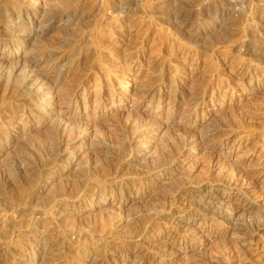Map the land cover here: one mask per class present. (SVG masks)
<instances>
[{"label": "rangeland", "instance_id": "1", "mask_svg": "<svg viewBox=\"0 0 264 264\" xmlns=\"http://www.w3.org/2000/svg\"><path fill=\"white\" fill-rule=\"evenodd\" d=\"M63 1L32 0H79ZM87 4L77 20L39 18V34L12 35L24 46L0 47V61L20 67L36 47L61 53L59 79L38 95L13 99L7 85L17 76L0 87V174L30 166L16 176L27 174L25 185L1 190L0 264H264V0ZM62 122L87 138L69 134L58 152L51 141ZM200 201L211 208L193 211ZM187 220L182 238L164 239Z\"/></svg>", "mask_w": 264, "mask_h": 264}, {"label": "bare ground", "instance_id": "2", "mask_svg": "<svg viewBox=\"0 0 264 264\" xmlns=\"http://www.w3.org/2000/svg\"><path fill=\"white\" fill-rule=\"evenodd\" d=\"M12 1V0H11ZM65 1V0H64ZM63 1V2H64ZM71 1V0H70ZM174 2L175 1H179V0H173ZM61 2V1H60ZM68 2V1H67ZM73 2V1H72ZM71 2V3H72ZM117 2V1H116ZM121 2L122 1H120V4H121ZM130 2V1H129ZM87 3H89V0H79V1H75V3L73 2V4H70V3H60V4H53L54 6H50V7H48V6H38V5H36V3H33L32 2V0H15L14 2H10L9 4H7L5 7H3V8H0V47H3V48H10L11 46H13V45H15L16 43H20L21 45H23V39L20 41V40H18V38H17V40H15V39H12L13 38V34L14 33H16V32H19V34H20V32L22 31L24 34H29V36H30V34H34V33H37V34H39V32L41 31V29H42V26L40 25L42 22L40 21V19L39 18H41V19H43L44 21H45V23H46V25L45 26H52V25H54V24H56V23H58V22H61V21H63V20H65V19H67V20H70V19H76V18H79L80 16H81V14L83 15V11H84V9L86 8V6H88V4ZM116 4V3H115ZM118 4V3H117ZM119 4V5H120ZM128 4V3H127ZM50 5V4H49ZM122 6V5H121ZM120 6V7H121ZM126 6V5H125ZM117 8H119V6L117 7ZM125 7L123 6V9H124ZM86 10V9H85ZM227 10H229V9H227ZM227 10H226V8L224 9V7L223 8H216V9H214V8H212V9H209L208 11H207V14H208V16H211V15H213V14H221V15H225V13L227 12ZM229 12V11H228ZM82 18H83V16H82ZM179 18V17H178ZM77 20V19H76ZM44 21H43V25H44ZM21 32V33H22ZM10 36V40H7L8 38L7 37H9ZM32 36V35H31ZM7 38V39H6ZM69 41V40H68ZM25 42V41H24ZM66 42V41H65ZM70 42V41H69ZM68 42V43H69ZM72 42V41H71ZM76 42V41H75ZM74 42V43H75ZM73 43V42H72ZM70 45V44H69ZM24 46V45H23ZM47 46V45H46ZM52 46V45H51ZM54 47H56L55 45H54ZM75 47V46H74ZM57 48V47H56ZM56 48H53V47H36V49H34V51H32V54H31V57L26 61V63H25V65H23V67H20V66H13L12 64V60H11V58L10 57H6L4 60H2V61H0V87H1V85H4V83L6 82H9V80H13V77H16L17 76V78H14V80H13V82H11V83H8V87H7V89H8V91L9 92H11L12 93V95H13V93H15V95H13V99L15 98V97H18L19 96V94H23L25 91H28L29 93H34V95H38L39 94V92H40V90L44 87V85L45 84H47V85H49V84H54L55 83V81L57 80V79H59V77H60V74H58V73H56L57 72V64H56V62H55V59L57 58V56L59 55V57H60V54H58L59 53V51L56 49ZM63 48V47H62ZM65 48H66V44H65ZM70 48V47H69ZM72 49H74V48H72ZM72 49H71V51H72ZM65 51V50H64ZM70 51V50H69ZM62 52V51H61ZM58 54V55H57ZM112 60H113V58H112ZM60 61V60H59ZM62 65V64H61ZM18 70H20V71H18ZM19 72V73H17V75H16V72ZM61 73V72H60ZM81 76V75H80ZM76 79V78H75ZM78 79H80V78H78ZM77 81V80H76ZM5 83V84H6ZM74 83H77V82H74ZM80 83V82H79ZM82 84V83H81ZM39 85V86H38ZM74 85V84H73ZM77 85H79V84H77ZM38 86V87H37ZM72 86V85H71ZM80 86V85H79ZM52 87V86H51ZM70 87V86H69ZM2 88V87H1ZM0 88V89H1ZM3 88H6V87H3ZM78 90H79V87L78 86H76V85H74V87L72 88V90H70V91H72V92H69V94H71V97H72V102L73 103H75V104H77V102H78V96H77V92H78ZM3 91H6V90H3ZM43 91V90H42ZM66 91V90H65ZM69 91V90H68ZM27 92V93H28ZM4 93V92H3ZM42 93V92H41ZM109 93V92H108ZM1 94H2V91H1ZM25 94V93H24ZM23 94V95H24ZM3 95V94H2ZM11 95V94H10ZM60 95V94H59ZM64 95H67V94H64ZM115 95V94H114ZM5 96V95H4ZM15 96V97H14ZM20 96H22V95H20ZM25 96V95H24ZM69 96V95H68ZM109 96H111V94L109 95ZM113 96V95H112ZM6 97V96H5ZM36 97V96H35ZM71 97H69V99H71ZM4 98V97H3ZM9 98H11V97H9L8 96V99ZM30 98H32V97H30ZM37 98V97H36ZM39 98V97H38ZM41 98H42V96H41ZM102 98V97H101ZM113 98V97H112ZM7 99V100H8ZM12 99V100H13ZM66 99V98H65ZM64 99V100H65ZM3 100V99H2ZM1 99H0V103H1V101H2ZM4 100H6V98L4 99ZM60 100V99H59ZM59 100H57V101H59ZM66 100H68V99H66ZM106 100H107V98H105V97H103L102 98V100L100 101V104H104L105 102H106ZM111 100H113V99H111ZM24 101V100H23ZM55 101V100H54ZM95 101V100H94ZM5 102V101H4ZM7 102V101H6ZM28 102V101H27ZM56 102V101H55ZM65 102V101H64ZM70 102V101H69ZM99 102V101H98ZM9 103V102H8ZM11 103V102H10ZM63 103V102H62ZM72 103V104H73ZM108 103V102H107ZM7 104V103H6ZM12 104V103H11ZM17 104V103H16ZM21 104H23L22 102H21ZM50 104H51V102H50ZM61 104V103H60ZM66 104V103H65ZM99 104V103H98ZM2 105H3V103H2ZM10 105V104H9ZM18 105V104H17ZM62 105H64V104H62ZM78 105V107H79V103L77 104ZM70 106H71V103H69V104H67L66 105V108H65V112H68L69 113V109H70ZM76 106V105H75ZM19 108V107H18ZM17 108V109H18ZM47 108V107H46ZM48 108H50L51 109V111H56V110H62V107L60 106V105H55V104H52V105H50V106H48ZM16 109V108H15ZM40 109V108H39ZM48 111H49V109H48ZM63 111V110H62ZM12 112H13V110H12ZM25 113V112H24ZM47 113V112H46ZM57 113V112H56ZM36 114V113H35ZM42 115V114H41ZM46 115V114H45ZM28 116V115H27ZM43 116V115H42ZM41 116V117H42ZM58 116V115H57ZM63 117V116H62ZM13 118H14V114H8V115H6L5 116V118H4V120L3 121H5V120H9V121H13ZM28 118V117H27ZM38 118H40V117H38ZM77 118V117H76ZM2 119V118H1ZM0 119V120H1ZM26 119V118H25ZM30 119V118H29ZM36 119V118H35ZM74 119V118H73ZM66 120V119H65ZM2 122V121H1ZM10 123V122H9ZM63 123V122H62ZM59 123L58 124V126H57V128H56V139L55 140H52L51 141V139H50V141L52 142V146H54L55 147V149L59 152V151H61V149H62V147L65 145V144H67V139L68 138H70V136H69V134L73 137V139H74V141H75V143L76 142H78V141H81L82 139H85V138H87V135L81 130V129H79V128H77V129H75L74 128V126H73V128L70 126V124L68 125V124H65V123ZM75 124V123H74ZM0 125H1V123H0ZM4 125V124H3ZM25 125V124H24ZM54 126V125H53ZM70 126V127H69ZM79 126V125H78ZM77 126V127H78ZM4 127V126H3ZM76 127V126H75ZM82 127V126H81ZM117 127V126H116ZM110 129V128H109ZM117 129V128H116ZM123 129V128H122ZM111 131H112V129H111ZM120 131V130H119ZM8 132V131H7ZM6 132V133H7ZM115 132V131H114ZM28 133V132H27ZM8 134V133H7ZM21 135V134H20ZM122 135V134H121ZM3 136V135H2ZM54 136V135H53ZM114 136V135H113ZM119 136V135H118ZM49 137V136H48ZM51 137H52V135H51ZM120 137V136H119ZM30 139V138H29ZM41 139V138H40ZM117 139V138H116ZM115 139V140H116ZM2 140V139H1ZM48 140H49V138H48ZM69 140V139H68ZM108 140V139H107ZM123 140V139H122ZM184 140V139H183ZM5 141V140H4ZM37 141V140H36ZM40 141V140H39ZM83 141V140H82ZM110 141H111V139H110ZM29 143V142H28ZM33 143H35V142H33ZM33 143H30V145L32 144L33 145ZM40 143V142H39ZM40 144H42V143H40ZM40 144H38L37 143V145H40ZM70 144V143H69ZM119 144V143H118ZM29 145V146H30ZM32 145H31V147H29V148H32ZM36 145V146H37ZM45 145V144H44ZM48 145V144H47ZM28 146V145H27ZM41 146H43V144L41 145ZM66 146V145H65ZM76 146H77V144H76ZM34 147V146H33ZM39 147V146H38ZM46 147V146H45ZM35 148V147H34ZM48 148V147H47ZM51 148V147H50ZM65 148V147H64ZM25 149V148H24ZM27 149V148H26ZM36 149V148H35ZM41 149H44V148H42L41 147ZM31 150H33V148L31 149ZM44 151V150H43ZM64 151V150H63ZM29 152V151H28ZM28 152H26V156L28 155L27 153ZM40 152V151H39ZM62 152V151H61ZM24 153V152H23ZM34 153V152H33ZM36 153H37V151H36ZM31 153H29V155H30ZM40 154V153H39ZM42 154H44V155H46V151H45V153H42ZM49 154V153H48ZM56 154V153H55ZM58 154V153H57ZM16 155V154H15ZM28 155V156H29ZM22 156V155H21ZM25 156V155H24ZM39 156V155H38ZM51 156V155H50ZM34 157V156H33ZM36 157V156H35ZM34 157V158H35ZM40 157V156H39ZM19 158H21V157H19ZM22 158H24V157H22ZM30 158V157H29ZM32 158V157H31ZM42 158V157H41ZM46 158V157H45ZM117 158V157H116ZM13 159H14V157H13ZM16 160H18L17 158H16ZM20 160H23V159H20ZM27 161H30V160H28V158L26 159ZM36 160V159H35ZM35 160L33 161V162H35ZM40 160H42V159H40ZM48 160V159H47ZM111 160V159H110ZM117 160V159H116ZM14 161V160H13ZM27 161H26V163H27ZM32 161V160H31ZM30 161V162H31ZM36 161H38V159L36 160ZM46 161V160H45ZM114 161V160H113ZM20 162V161H19ZM25 162V161H24ZM40 162V161H39ZM42 162V161H41ZM50 162V161H49ZM58 162V161H57ZM57 162H56V164H57ZM60 162V161H59ZM117 162V161H116ZM17 163V162H16ZM23 163V162H22ZM45 163V162H44ZM43 163V164H44ZM51 163H52V161H51ZM55 162L53 161V164H54ZM120 163V162H119ZM29 164V163H28ZM28 164L26 165V166H28ZM31 164H34V163H31ZM99 164V163H98ZM14 165V164H13ZM13 165H12V167H13ZM46 165H47V163H46ZM102 165V164H101ZM101 165H100V167H101ZM154 165V164H153ZM162 165V164H161ZM18 166H19V164H18ZM25 166V168H23V167H16V168H18V173L20 174V173H22V172H24V171H28L27 169V167ZM32 166H34V165H32ZM31 166V167H32ZM35 166H37V165H35ZM39 166V165H38ZM44 166V165H43ZM97 166H99V165H97ZM120 166V165H119ZM28 167H30V166H28ZM47 167V166H46ZM96 167V166H95ZM103 167V166H102ZM159 167V166H158ZM161 167V166H160ZM15 168V169H16ZM27 168V169H26ZM33 168V167H32ZM39 168V167H38ZM104 168V167H103ZM106 168V167H105ZM107 168H108V166H107ZM121 168V167H120ZM24 169H26V170H24ZM34 169H36V168H34ZM111 169V168H110ZM6 170V169H5ZM10 170H14L13 168L12 169H10ZM9 170V171H10ZM102 170V169H101ZM100 170V171H101ZM108 170V169H107ZM117 170H118V167H117ZM36 171V170H35ZM41 171V170H40ZM116 171V170H115ZM155 171V170H154ZM7 172H8V169H7ZM31 172H34V171H31ZM38 172V171H37ZM42 172H43V170H42ZM94 172V171H93ZM96 172H99V171H96ZM96 172L94 173V174H96ZM102 172V171H101ZM100 172V173H101ZM108 172V171H107ZM113 172V171H112ZM25 173V172H24ZM28 173V172H27ZM30 173V172H29ZM36 173V172H35ZM35 173H33L34 175H35ZM38 173H40V172H38ZM100 173H98V174H100ZM108 173H110V170H109V172ZM114 173V172H113ZM10 174V173H9ZM9 174H0L1 176V178H0V196H1V194L3 195L4 193L3 192H1V190H4V189H6L7 187H9V186H11V185H13V183L14 182H16V181H20V182H22L21 184H23V185H25L26 183H27V181L25 180V179H22V178H24V176L26 177V175H24V176H22V178L19 176V178L18 177H16L17 175H19V174H17L16 176L14 175V176H9ZM14 174H16V172H14ZM23 174V173H22ZM31 174V173H30ZM33 174H31V178H32V176H33ZM42 174V173H41ZM102 174V173H101ZM107 174V173H106ZM13 175V174H12ZM29 175V174H28ZM97 175V174H96ZM95 175V176H96ZM38 176V175H37ZM37 176H34L35 178L37 177ZM106 177H107V175H105ZM111 176V175H110ZM100 177H102V176H100ZM104 177V176H103ZM21 178V179H20ZM39 178H41V177H39ZM32 180H34L33 178L31 179V181H30V183H32L33 181ZM37 180V179H36ZM88 179H86L85 181H87ZM18 181V182H19ZM29 181H28V183H29ZM38 181V180H37ZM37 181H35L34 180V183L35 182H37ZM84 181V182H85ZM91 181V180H90ZM94 182V181H93ZM86 184H88V183H86ZM76 185V184H75ZM77 185H79V184H77ZM82 185V184H81ZM89 185V184H88ZM85 186H87V185H85ZM27 188V190H28V187H29V185H27L26 186ZM33 187V186H32ZM40 187V186H39ZM76 187V186H75ZM75 187H72V188H74V189H76ZM79 187H80V185H79ZM82 187V186H81ZM98 187V186H97ZM9 188H11V187H9ZM30 188H31V185H30ZM29 188V189H30ZM12 189L14 190V188L12 187ZM19 189V188H18ZM21 189V188H20ZM19 189V190H20ZM23 190H25V186H24V188H22ZM32 190H33V188H31ZM38 189V188H37ZM37 189H36V191H37ZM88 189V188H87ZM98 189V188H97ZM128 189V188H127ZM11 190V189H10ZM17 190V189H16ZM19 190H17V191H19ZM27 190H25V192L24 193H26V191ZM65 190V189H64ZM63 190V191H64ZM70 190H71V188H70ZM69 190V191H70ZM80 190V189H79ZM82 190V189H81ZM80 190V191H81ZM95 190V189H94ZM93 190V191H94ZM16 191V192H17ZM69 191H68V193H69ZM72 191H74L73 189H72ZM71 191V192H72ZM77 191H78V189H77ZM86 191V190H85ZM133 191V190H132ZM5 192V191H4ZM8 192H9V189H8ZM22 192V193H23ZM29 192H31L30 190H29ZM35 192V191H34ZM33 192V193H34ZM66 192V191H65ZM75 192V191H74ZM73 192V194H75ZM84 192V191H83ZM88 192V191H87ZM21 193V192H20ZM90 193H92V192H90ZM89 193V194H90ZM127 193V192H126ZM65 193H63L61 196H63ZM72 194V193H71ZM78 194H79V192H78ZM77 194V195H78ZM93 194V193H92ZM121 194H122V192H121ZM172 194V193H171ZM180 194V192L179 191H177V192H175V197H177L178 195ZM182 194H184V192L182 193ZM195 194V192H189L188 193V195H194ZM27 195V194H26ZM29 195V194H28ZM33 195V194H32ZM70 195V194H69ZM19 196V195H18ZM57 196V195H56ZM59 196H60V194H59ZM66 196H68V195H66ZM74 196V195H73ZM29 197V196H28ZM72 197V196H71ZM5 198V197H4ZM19 198H20V196H19ZM19 198H17V199H19ZM23 198L25 199V197H24V194H23ZM22 198V199H23ZM58 198V197H57ZM16 199V200H17ZM29 199V198H28ZM31 199V198H30ZM2 200V199H1ZM8 200V199H7ZM11 200V199H10ZM66 200V199H65ZM4 201V200H3ZM23 201V200H22ZM25 201V200H24ZM27 201V200H26ZM25 201V202H26ZM28 201H30V200H28ZM62 201V200H61ZM8 202H10V201H8ZM47 202V201H46ZM59 202V201H58ZM4 203H6V202H4ZM12 203V200H11V202H10V204ZM2 204V203H1ZM7 204V203H6ZM52 204V203H51ZM56 204V206H58L57 205V203H55ZM61 204H62V202H61ZM12 205H13V203H12ZM4 206V205H3ZM6 206V205H5ZM17 206V205H16ZM55 206V205H54ZM13 207V206H12ZM193 207V206H192ZM11 208V207H10ZM9 207H8V209H10ZM211 208V205L209 204V202H206V201H200V202H197L195 205H194V207H193V211H204V210H208V209H210ZM11 209H13V208H11ZM14 210V209H13ZM144 216V215H143ZM141 216H139L138 217V222H140V220H141ZM146 218V217H145ZM213 218V217H212ZM151 219V218H150ZM149 219V220H150ZM109 220V219H108ZM145 221V220H144ZM107 224H109V223H107ZM136 224V223H135ZM191 224H192V221H182V225H173L172 227H170L167 231H166V235H165V237H164V239L165 240H171V239H174V238H176V237H178V235L181 237L182 235H183V231L182 230H184V228H185V226H191ZM102 225V224H101ZM144 225V224H143ZM184 225V226H183ZM104 226V225H103ZM106 226V225H105ZM105 226H104V228H105ZM143 228H141V225L139 224V225H136L135 226V231L136 232H139V231H141ZM109 230V229H108ZM185 230H186V228H185ZM184 230V231H185ZM45 232V231H44ZM8 233V232H7ZM186 233V232H185ZM188 233V232H187ZM186 233V234H187ZM52 234V233H51ZM39 235V234H38ZM42 235V236H41ZM40 236L41 237H46L45 236V234L43 235V234H41ZM49 235V234H48ZM60 235V234H59ZM184 236V235H183ZM39 237V236H38ZM41 237H39L40 239H41ZM24 238V237H23ZM182 238V237H181ZM11 239V238H10ZM22 239V238H21ZM38 241H40V240H38ZM35 242V241H34ZM42 242V241H41ZM45 243V242H44ZM34 244V243H33ZM38 244V243H37ZM47 244V243H46ZM46 246V245H45ZM48 246V245H47ZM120 249V248H119ZM121 250V249H120ZM125 251V250H124ZM159 251V250H158ZM7 252V251H6ZM20 253V252H19ZM164 253V252H163ZM24 254V253H23ZM105 254V253H104ZM165 254V253H164ZM123 252L122 251H120L119 253H118V256L121 258V257H123ZM26 256V255H25ZM124 258V257H123ZM86 260H87V258H86ZM96 261V260H95ZM118 261H119V259H118V257L117 258H114V259H111L110 261H109V263L110 264H116V263H118ZM84 263V262H83ZM91 263V262H90ZM103 264V263H102Z\"/></svg>", "mask_w": 264, "mask_h": 264}]
</instances>
